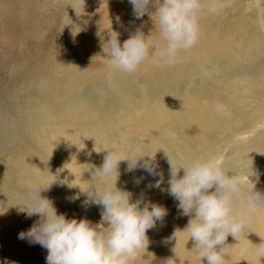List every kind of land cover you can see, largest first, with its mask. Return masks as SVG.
<instances>
[{"label":"bare ground","instance_id":"6f19581e","mask_svg":"<svg viewBox=\"0 0 264 264\" xmlns=\"http://www.w3.org/2000/svg\"><path fill=\"white\" fill-rule=\"evenodd\" d=\"M17 4L18 14L14 8L6 15L0 33L3 30L13 36L24 31L30 40L38 41L41 26L46 25L52 28L53 40L49 47L43 45L41 53L37 51L21 72L25 98L16 103L19 114L23 112L20 120L17 117L22 127L35 123L38 132V121L45 122L42 139L32 135L39 141L38 151L28 144L23 132L16 131L8 136L9 141L0 143V154L9 155L8 160L0 156V264H46V249L18 238L39 217H27L19 211V205L28 202L26 190L11 185L28 188L31 194L48 188L44 197L53 202L57 214L68 219H101L100 213L84 204L95 185L92 166L99 167L105 150L123 140L147 143L156 153L159 171L169 179L167 156L183 161L194 157V147L209 149L208 154H215L224 168L247 172L241 176L248 177L250 169L257 168L261 182L254 190L264 193V41L260 37L242 34L250 31L243 27L222 36L218 22L205 16L195 47L171 64L153 56L139 66L134 74L141 77L134 80V74L113 69L106 73L100 68L105 64L100 60L101 44L110 29L120 34L122 44L140 28L149 36V45H156L160 32L154 14L135 19L128 0H84L83 9L72 0H22ZM125 5L126 12L121 13ZM59 28L62 32L58 36ZM95 68L104 75L89 72ZM194 72L203 77L197 90ZM155 76L157 80L151 82ZM92 83L103 84L108 95L97 100L87 95L86 88ZM217 103L225 106L224 113L215 110ZM254 122L258 126L253 129ZM246 132L250 136L240 137ZM59 167L61 172H57ZM119 172L118 188L169 209V203L157 193L158 176L141 169L128 172L127 162H121ZM137 178H142L139 183ZM5 183L10 186L5 187ZM240 183L242 189L247 187L244 180ZM148 194L153 195L147 198ZM75 196L79 198L73 200ZM188 220L179 214L166 215L163 223L158 221L146 233V253H140L131 264H199L193 242L177 231H182ZM9 238L13 240L4 243ZM225 243L227 264H264L260 255L264 249V211L252 219L244 237L228 236ZM169 259L174 262H165Z\"/></svg>","mask_w":264,"mask_h":264},{"label":"clouds","instance_id":"9594fccd","mask_svg":"<svg viewBox=\"0 0 264 264\" xmlns=\"http://www.w3.org/2000/svg\"><path fill=\"white\" fill-rule=\"evenodd\" d=\"M72 2L84 8V0ZM128 2L137 20L145 14H154L160 32V41L150 46L149 36L145 37L140 28L122 44L120 34L110 29L107 40L101 44L103 60L109 68L132 75L153 56L168 64L176 62L181 53L198 44L202 35L201 20L205 16L220 15L231 6L232 0ZM150 7L154 11H150ZM116 22L120 23L119 17H116ZM214 108L218 113L226 111L225 106L219 103ZM105 151L102 164L92 166L93 194L84 201V204L102 209L101 222L106 224L103 230L97 231L95 225L86 219H68L64 214H57L53 202L40 194L41 190L48 188L30 193L28 202L19 205V211L27 217L38 216L39 219L26 232H20L18 238L46 249V264H131L140 253H146L149 245L146 233L155 228L158 221L163 223L167 215L163 206L145 201L143 197L133 201L131 192L117 187L121 162H127L128 172L141 169L150 176H158L155 185L158 187L163 182V173L157 171L156 153L148 149L147 143L133 140L117 142ZM167 158L170 175L167 192L179 202L181 214L189 217L186 227L177 231L186 234L193 242L199 264L202 261L227 264L225 249L228 246L225 242L228 236L236 239L246 235L252 219L264 211V193L253 188L243 197L239 177L247 175V172L224 168L215 154L183 161ZM229 172L233 174L229 175ZM141 179L137 178L136 182ZM260 255L264 257V249L260 250ZM165 262L174 261L169 259Z\"/></svg>","mask_w":264,"mask_h":264},{"label":"rangeland","instance_id":"374dc122","mask_svg":"<svg viewBox=\"0 0 264 264\" xmlns=\"http://www.w3.org/2000/svg\"><path fill=\"white\" fill-rule=\"evenodd\" d=\"M14 0H0V23H5L7 21L6 15L9 14L10 11H12L15 8V11L18 14L19 8L16 7L18 4L17 0L16 5H13ZM54 3H59L61 0H52ZM130 4V3H129ZM128 5V4H126ZM126 5L121 10V13L126 12ZM226 10H224L220 15L212 16L218 23H216L218 30L222 36H229L234 31L240 28L249 29L250 31L248 33H242L248 37H260L262 41H264V0H234V2L231 4ZM255 13H257L255 15ZM253 15V16H252ZM256 18H255V17ZM37 18V16H35ZM50 20L52 17H49ZM255 18V21H254ZM252 19V20H251ZM6 20V21H5ZM259 20V21H258ZM260 24V26H259ZM1 25V24H0ZM41 31L38 33V41L41 43L39 44L37 39L30 40L28 37H26V34L24 31H20L17 34L11 36L8 33H4L2 30V34L0 33V143L1 142H7L8 136L10 134H15V132H23L24 137L26 138L28 144L32 147V149L38 151L39 141L35 140V138L32 139V135H35L38 139H42L44 134H41V130L43 127L46 128L45 122L39 123L38 121V132L35 130L37 129V126H35V123H30V126L26 125L27 128L22 127L20 124H18V118L20 120L19 110L17 109L16 103L21 101L25 98V95L22 91V83L25 78L23 77V74L20 78L21 72H23L24 67L30 63L32 60H34L33 56H35L36 52L38 51V54L41 53L44 46L49 47L50 42L53 40L51 38L50 34H52V28L46 25L41 26ZM217 31V30H216ZM62 32V29L59 28V33ZM126 36V35H125ZM125 38V37H124ZM37 42V43H36ZM44 45V46H43ZM100 60L104 62L103 60V54L100 55ZM101 69H104L106 73L111 70L106 63L100 67ZM98 68L95 69H89V72L91 73H97V74H103L102 72L97 71ZM104 75V74H103ZM196 75V76H195ZM141 76L136 73L133 75L134 80H138ZM203 77L195 74L194 72V90H197L201 84ZM157 80V76H155L151 82H154ZM199 83V84H198ZM183 84L182 82H179L178 85ZM198 85V86H197ZM86 93L87 95H90L93 97V99H101L103 97H106L108 93L104 91L103 84L99 83H92L87 86ZM37 114V111H36ZM38 119L40 117V114L38 112L37 114ZM27 124V123H26ZM254 124L253 129L256 128L258 125L257 123ZM20 128V129H19ZM30 128V129H29ZM6 129V130H5ZM32 129V130H31ZM29 130V131H28ZM248 136H250L249 132L243 133L240 137H243L246 139ZM241 140V139H239ZM209 149H204L203 151H200L194 147V157L197 158H203L210 154ZM43 155L45 157H49L46 152H43ZM2 160H8L9 155L1 153L0 154ZM157 164V163H156ZM158 165V164H157ZM252 172L250 174L253 176H256L260 174L259 170L257 168H251ZM61 172V167L57 168V172ZM157 171H159V167L157 168ZM254 173L256 175H254ZM239 179L244 180V183H247V187L245 186L244 189H242V194L246 195L249 191H251L257 185V182H261V180L256 178H249L247 176H240ZM254 179V180H253ZM168 180L169 178L167 176L163 177V182L160 183V185L157 187L158 194H162L163 201H166L169 203V209L165 208L167 210V215L171 217H176L181 214L180 210L178 209V201H176L172 196H170L167 192L168 188ZM247 180V181H246ZM254 182V184L252 183ZM264 185V183H262ZM10 184L5 183V187H9ZM16 188L25 189V195L27 198H29V189L24 188L22 186L13 184L11 185ZM11 189V188H10ZM41 188H38V190ZM9 192V191H8ZM137 192H141L140 190H137ZM135 193V192H134ZM41 196L44 197V190H41ZM93 193L91 190L88 191V196H91ZM153 194H148L146 197L152 196ZM161 197V199H162ZM132 199L133 201L137 199L135 197V194L132 193ZM90 207L93 208L97 213L101 212V209L97 208L95 205L89 204ZM90 222L95 225V228L97 231L103 230L106 227V224L104 222H101V219H98L96 216H94ZM13 239L9 238L8 240L4 241V243H9Z\"/></svg>","mask_w":264,"mask_h":264}]
</instances>
